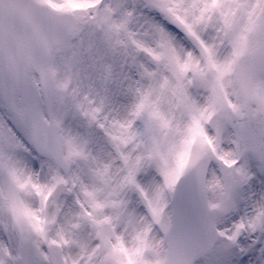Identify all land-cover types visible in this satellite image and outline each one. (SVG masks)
<instances>
[{
  "label": "rangeland",
  "instance_id": "rangeland-1",
  "mask_svg": "<svg viewBox=\"0 0 264 264\" xmlns=\"http://www.w3.org/2000/svg\"><path fill=\"white\" fill-rule=\"evenodd\" d=\"M40 1L78 22L51 62L70 172L0 99V264H20L24 238L34 264L50 245L65 264L161 263L173 185L203 154L223 163L208 177L219 240L195 264H264V145L236 163L231 127L264 113V0Z\"/></svg>",
  "mask_w": 264,
  "mask_h": 264
},
{
  "label": "water",
  "instance_id": "water-1",
  "mask_svg": "<svg viewBox=\"0 0 264 264\" xmlns=\"http://www.w3.org/2000/svg\"><path fill=\"white\" fill-rule=\"evenodd\" d=\"M76 22L69 13H58L35 0H0V95L10 106L20 107L18 116L30 130L36 147L50 156L64 172L58 126L52 120L54 85L49 72L50 56L56 47L64 48L76 34ZM40 77L44 107L49 123L40 113V97L29 81L31 71ZM240 152L264 143V123L255 130L250 118L232 121ZM207 156L198 159L181 177L172 198V224L164 239L167 255L163 264H191L211 251L216 243L213 210L207 204ZM24 264H30L39 251L29 241L21 249ZM51 264H62L60 252L48 249Z\"/></svg>",
  "mask_w": 264,
  "mask_h": 264
}]
</instances>
